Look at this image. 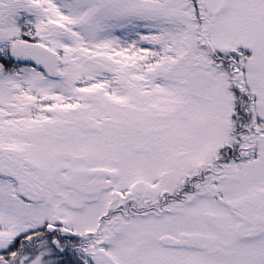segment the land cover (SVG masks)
<instances>
[{"label":"snow or ice","instance_id":"6c2138e0","mask_svg":"<svg viewBox=\"0 0 264 264\" xmlns=\"http://www.w3.org/2000/svg\"><path fill=\"white\" fill-rule=\"evenodd\" d=\"M0 264H264V0H0Z\"/></svg>","mask_w":264,"mask_h":264}]
</instances>
